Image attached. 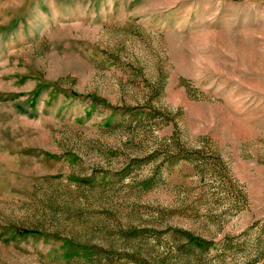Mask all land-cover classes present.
Instances as JSON below:
<instances>
[{"label": "rangeland", "instance_id": "1", "mask_svg": "<svg viewBox=\"0 0 264 264\" xmlns=\"http://www.w3.org/2000/svg\"><path fill=\"white\" fill-rule=\"evenodd\" d=\"M0 264H264V0H0Z\"/></svg>", "mask_w": 264, "mask_h": 264}]
</instances>
